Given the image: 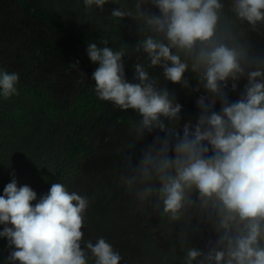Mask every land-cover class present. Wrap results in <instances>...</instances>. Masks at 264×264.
Returning a JSON list of instances; mask_svg holds the SVG:
<instances>
[{
  "label": "clouds",
  "instance_id": "9594fccd",
  "mask_svg": "<svg viewBox=\"0 0 264 264\" xmlns=\"http://www.w3.org/2000/svg\"><path fill=\"white\" fill-rule=\"evenodd\" d=\"M227 2L240 24L253 30L264 25V0ZM109 3L121 0H83L86 10ZM224 9L225 0H134L132 7L113 8L111 17H131L140 25L142 38L133 51L146 63L134 65V82L126 79L125 47L114 50L107 39L86 47L98 65L91 74L96 96L140 115L137 143L157 132L135 164L125 159L121 182L142 204L154 201L170 221L190 223L195 212L216 233L214 245L203 250L189 245L181 231L180 264H264V57L249 53ZM155 66L166 81L185 88L190 71L198 81L191 90L211 94L197 99L200 115L195 124H183L182 134V105L150 75ZM242 79L240 98L229 103L224 89L236 91ZM18 80L17 72L0 68V98L17 94ZM218 100L219 111H211ZM11 175L0 194V239L11 249L3 264H88L89 254L93 264H120L122 256L103 237L83 239L86 197L53 183L37 200L29 185L18 186Z\"/></svg>",
  "mask_w": 264,
  "mask_h": 264
},
{
  "label": "trees",
  "instance_id": "16d2710c",
  "mask_svg": "<svg viewBox=\"0 0 264 264\" xmlns=\"http://www.w3.org/2000/svg\"><path fill=\"white\" fill-rule=\"evenodd\" d=\"M133 2L121 0V5L109 3L103 10H86L83 0H0V68L19 74L17 94L0 98V194L13 173L18 186L29 185L37 200L53 183H62L89 201L83 239L95 242L103 237L122 256L120 264H180L184 254L179 245L181 231L188 234L189 245L203 250L214 245L216 233L195 212L190 223L185 218L170 221L154 207V201L142 204L121 182L125 159L135 164L141 148L157 132L137 143L135 125L140 115L96 96L91 74L98 65L86 53L88 43L100 46L101 39H107L114 50L125 47L126 79L134 82V65L146 63L141 53L133 51L142 38L140 25L131 17L110 16L113 8L132 7ZM144 7L149 14H158L155 7ZM224 14L241 32L249 53L264 57V25L253 30L245 22L240 24L227 0ZM77 61L78 70L72 69L70 65ZM162 72L160 66L149 69L158 81H165ZM184 76L190 88L171 81L165 86L182 105L177 129L181 134L183 124H195L200 115L197 99L211 95L202 87L192 91L198 81L190 71ZM244 83L242 79L236 91L230 85L224 89L229 103L240 98ZM220 107L218 100L211 111L218 112ZM107 119L117 125L119 136L100 146L97 135H102L101 122ZM133 143L137 144L130 149ZM120 216L127 219L122 236L113 223ZM6 243L0 239V259L11 250ZM88 264H93L90 254Z\"/></svg>",
  "mask_w": 264,
  "mask_h": 264
},
{
  "label": "rangeland",
  "instance_id": "374dc122",
  "mask_svg": "<svg viewBox=\"0 0 264 264\" xmlns=\"http://www.w3.org/2000/svg\"><path fill=\"white\" fill-rule=\"evenodd\" d=\"M247 24V22H245ZM248 25V24H247ZM167 84V81H159L160 87H165ZM100 131L102 135H97L98 138V144L102 146L103 144H106L108 140L112 141L114 138L118 137V128L117 125L112 122L111 119H107L101 122ZM114 226L117 229L118 235L122 236L126 234V226H127V219L126 216H120L119 218L115 219L113 222ZM9 253L5 254L3 258L0 259V264H3L4 258L7 257ZM152 264H166L161 262H151Z\"/></svg>",
  "mask_w": 264,
  "mask_h": 264
}]
</instances>
